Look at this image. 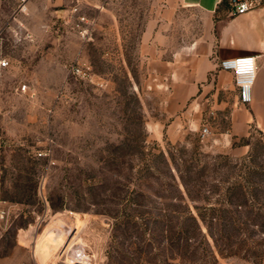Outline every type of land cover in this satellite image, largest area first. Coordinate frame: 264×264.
<instances>
[{"label": "rangeland", "instance_id": "1", "mask_svg": "<svg viewBox=\"0 0 264 264\" xmlns=\"http://www.w3.org/2000/svg\"><path fill=\"white\" fill-rule=\"evenodd\" d=\"M174 5L0 0V264H41L61 229L47 264H264V133L231 137L229 93L171 140L167 99L150 89V61L172 55L167 26L190 24ZM181 177L202 235L167 200L186 193Z\"/></svg>", "mask_w": 264, "mask_h": 264}, {"label": "crops", "instance_id": "2", "mask_svg": "<svg viewBox=\"0 0 264 264\" xmlns=\"http://www.w3.org/2000/svg\"><path fill=\"white\" fill-rule=\"evenodd\" d=\"M168 13L174 23L189 18L188 26H167L172 43L166 60L150 61V89H161L167 99L166 113L171 118L165 132L177 141L186 128L202 118L201 106L209 100L234 97L230 114L232 138L246 136L253 128L264 133V4L246 14L232 15L227 0H173ZM180 17V18H179ZM169 20V19H167ZM170 22V20H169ZM162 28L149 41L156 43L163 36ZM182 35V43L177 38ZM168 41H170L168 39ZM255 56L257 75L252 88V101L242 105L238 98L234 74L220 68L222 60ZM198 99L194 112L191 100ZM220 109L223 104L217 103Z\"/></svg>", "mask_w": 264, "mask_h": 264}, {"label": "built area", "instance_id": "3", "mask_svg": "<svg viewBox=\"0 0 264 264\" xmlns=\"http://www.w3.org/2000/svg\"><path fill=\"white\" fill-rule=\"evenodd\" d=\"M231 9L232 15L246 14L264 4V0H227ZM78 8L73 9L76 12ZM85 18L82 17L81 21ZM10 61L7 59L0 61V67L7 69L10 67ZM220 68L231 71L234 74L235 85L238 88V98L242 105H247L252 101V88L254 86L257 75V58L255 56H245L234 59L222 60ZM73 73L85 77L87 72L81 67L77 66L73 69ZM29 89L27 85H23L21 90L26 92ZM210 130L205 127L202 131V136L209 135ZM9 217V211L4 204H0V225L5 223Z\"/></svg>", "mask_w": 264, "mask_h": 264}, {"label": "trees", "instance_id": "4", "mask_svg": "<svg viewBox=\"0 0 264 264\" xmlns=\"http://www.w3.org/2000/svg\"><path fill=\"white\" fill-rule=\"evenodd\" d=\"M173 183L175 184V186H178V182L176 180V178H172ZM181 181L184 184V186L186 187V193H184L183 191H181L180 189H178L177 187V194L171 197H167V200L170 201L171 203H175V204H181L184 206L183 211L181 212H177V210H175L173 213L175 215H177V218L179 219H183L184 222H187L188 224L190 223L193 228L196 230L198 235H202V231H203V225L206 224V220L204 218V215L201 213V211L198 208V215L193 214L188 207V200L192 201V202H196V198L192 195V193L190 192L189 188H188V183L187 181L181 177ZM211 210L215 211V208L210 207ZM186 230H183V232ZM204 237V235H203ZM186 240V239H185ZM186 242H188V240H186Z\"/></svg>", "mask_w": 264, "mask_h": 264}, {"label": "bare ground", "instance_id": "5", "mask_svg": "<svg viewBox=\"0 0 264 264\" xmlns=\"http://www.w3.org/2000/svg\"><path fill=\"white\" fill-rule=\"evenodd\" d=\"M54 230H57V229H54ZM66 233H67V230H65V229L62 230L61 229V230H57L56 232L52 233L51 235H48V234H47V236L44 235L47 238L44 241H41L43 246H42V249H40L38 251V256H39L41 264H47L49 262V258L52 259L54 257V254H55L56 250L58 248H60V246H62L63 242L65 241ZM47 239L48 240L51 239L50 242L52 243L53 247L46 249L47 242L49 243V241ZM22 242L24 244H28L29 243L27 237H25V238L23 237ZM43 249H46L45 250L46 252L43 251ZM44 252L47 253V254L44 255Z\"/></svg>", "mask_w": 264, "mask_h": 264}]
</instances>
